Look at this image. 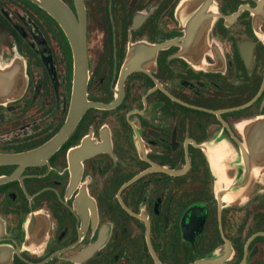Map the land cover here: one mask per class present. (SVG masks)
Returning <instances> with one entry per match:
<instances>
[{"label": "flooded vegetation", "instance_id": "1", "mask_svg": "<svg viewBox=\"0 0 264 264\" xmlns=\"http://www.w3.org/2000/svg\"><path fill=\"white\" fill-rule=\"evenodd\" d=\"M60 1L78 109L61 24L0 0V264H264V0Z\"/></svg>", "mask_w": 264, "mask_h": 264}, {"label": "water", "instance_id": "2", "mask_svg": "<svg viewBox=\"0 0 264 264\" xmlns=\"http://www.w3.org/2000/svg\"><path fill=\"white\" fill-rule=\"evenodd\" d=\"M41 7L47 10L63 27L68 35L76 59V87H75V107L82 106V98L85 90V67L87 63L86 48V26L83 22L79 23L70 9L60 0H34ZM80 9V8H79ZM81 11V9H80ZM6 73V72H5ZM1 74V72H0ZM3 78V77H2ZM5 81L0 80V91L5 88ZM48 149V148H47ZM46 149V150H47ZM43 150L42 154L46 151ZM41 152L29 154L25 160H37ZM11 157L0 156V162L11 161Z\"/></svg>", "mask_w": 264, "mask_h": 264}]
</instances>
